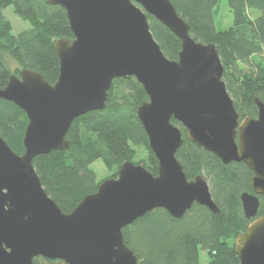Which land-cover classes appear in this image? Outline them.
Returning a JSON list of instances; mask_svg holds the SVG:
<instances>
[{
  "label": "water",
  "instance_id": "obj_1",
  "mask_svg": "<svg viewBox=\"0 0 264 264\" xmlns=\"http://www.w3.org/2000/svg\"><path fill=\"white\" fill-rule=\"evenodd\" d=\"M61 7L73 40L55 45L58 81L22 70L0 90V99L19 107L28 120L24 153L0 135V264H34L43 257L65 264H140L123 230L146 214L164 209L179 220L194 204L219 213L209 183L189 180L177 152L187 139L223 164L244 163L253 172V193L240 197L247 220L235 239L240 264H264V102L256 94L255 119L240 116L223 81L224 67L214 44L194 40L171 0H45ZM154 17L181 41L177 61L169 60L151 32ZM135 77L148 101L137 110L158 160V175L126 162L117 178L64 213L44 189L34 159L70 147L73 122L104 111L113 81Z\"/></svg>",
  "mask_w": 264,
  "mask_h": 264
},
{
  "label": "trees",
  "instance_id": "obj_2",
  "mask_svg": "<svg viewBox=\"0 0 264 264\" xmlns=\"http://www.w3.org/2000/svg\"><path fill=\"white\" fill-rule=\"evenodd\" d=\"M178 14L190 26L197 42L214 44L223 67V81L240 116L255 119L258 109L253 96L264 102V0H227L233 25L217 28L221 0H171ZM14 13L29 28L13 34L4 11ZM258 11V17L251 12ZM151 32L164 55L177 61L181 41L154 17L148 16ZM73 40L65 11L45 0H0V90L11 76L32 70L54 85L60 75V60L54 45L58 40ZM15 63L14 70L9 61ZM148 101L143 86L135 77L113 81L104 111L90 112L77 118L67 135L70 147L34 159V168L49 197L64 213L72 212L88 195L97 192L99 182L92 164L102 161L109 178H117L126 162L142 165L157 176L158 160L138 119L137 110ZM183 135L177 152L186 176L193 180L204 176L219 213L194 204L177 220L166 210L156 209L123 230L127 246L140 264H240L235 239L244 234L253 220H247L240 197L253 193V172L244 163L225 165L210 152L191 143L187 131L173 118ZM28 125L26 114L15 104L0 99V135L11 149L22 155ZM258 217H264V196H260ZM34 264H65L43 257Z\"/></svg>",
  "mask_w": 264,
  "mask_h": 264
},
{
  "label": "rangeland",
  "instance_id": "obj_3",
  "mask_svg": "<svg viewBox=\"0 0 264 264\" xmlns=\"http://www.w3.org/2000/svg\"><path fill=\"white\" fill-rule=\"evenodd\" d=\"M221 7L216 19V25L217 28H227L233 25V15L230 12L228 2L227 0H221ZM252 17H258L260 15V12L258 11H253L250 13ZM4 16L11 22L12 27H13V34L18 35L20 32L26 30L29 28V24L23 20H21L13 11L12 8H7L4 11ZM9 66L11 67L12 70L16 68V65L14 62L11 60L9 61ZM92 169L96 172L97 174V180L99 182L104 181L105 179H108L109 172L102 163V161H96L92 164ZM208 262V257L206 254H202V259L201 263L202 264H207Z\"/></svg>",
  "mask_w": 264,
  "mask_h": 264
},
{
  "label": "flooded vegetation",
  "instance_id": "obj_4",
  "mask_svg": "<svg viewBox=\"0 0 264 264\" xmlns=\"http://www.w3.org/2000/svg\"><path fill=\"white\" fill-rule=\"evenodd\" d=\"M253 221H254V220H253ZM253 221H252V222H253Z\"/></svg>",
  "mask_w": 264,
  "mask_h": 264
}]
</instances>
